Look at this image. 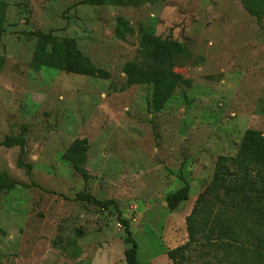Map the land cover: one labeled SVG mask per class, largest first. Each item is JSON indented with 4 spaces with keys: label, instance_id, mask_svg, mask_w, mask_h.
<instances>
[{
    "label": "rangeland",
    "instance_id": "1",
    "mask_svg": "<svg viewBox=\"0 0 264 264\" xmlns=\"http://www.w3.org/2000/svg\"><path fill=\"white\" fill-rule=\"evenodd\" d=\"M144 30L190 50L166 99L126 82ZM248 129L264 138V0H0V264H127L118 215L140 264H174Z\"/></svg>",
    "mask_w": 264,
    "mask_h": 264
},
{
    "label": "trees",
    "instance_id": "2",
    "mask_svg": "<svg viewBox=\"0 0 264 264\" xmlns=\"http://www.w3.org/2000/svg\"><path fill=\"white\" fill-rule=\"evenodd\" d=\"M245 9L254 13L247 5ZM143 34L138 58L123 64L126 82L151 84L154 95L166 99L178 85L187 83L174 68L190 59V50L183 42L160 40L148 30ZM81 160L78 153L74 161L78 172ZM181 192L171 195V207L186 199ZM74 198L100 206L113 204L84 191ZM118 220L128 244L125 261L140 264L128 222L120 215ZM185 225L187 240L167 252L174 264H264V138L259 132L248 129L234 156H217L211 180L196 197Z\"/></svg>",
    "mask_w": 264,
    "mask_h": 264
}]
</instances>
